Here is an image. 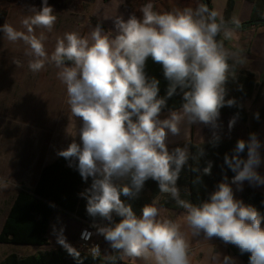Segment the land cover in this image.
<instances>
[{"label":"clouds","instance_id":"clouds-1","mask_svg":"<svg viewBox=\"0 0 264 264\" xmlns=\"http://www.w3.org/2000/svg\"><path fill=\"white\" fill-rule=\"evenodd\" d=\"M30 11L33 15L21 21L26 31L4 23L0 32L9 42L22 41L27 46L31 72L38 73L46 65L58 70L56 76L66 90L69 120L78 118L81 124L74 131L68 126L66 132L73 137L72 142L57 155L67 160L69 167L74 166L83 181L91 178L80 196L86 200L92 226L113 252L133 264H191L190 233L207 241L219 238L236 246L241 254L248 253L249 264H264V217L236 199L231 186L242 190L245 181L264 185V176L257 171L262 163V145L256 133L248 140H238L231 155L225 154L224 164L234 176L229 183L225 175L207 200L194 203L182 198L177 186L185 166L197 174L196 184L202 175L211 174V162L200 167L205 149L199 146L195 153L190 151L189 134L192 125L203 124L213 129V146L221 139L215 131L220 110L236 104L235 99H225V85L245 63L243 50H233L225 43L236 37L239 19L226 21L202 2L195 8L159 12L148 0L139 8L140 17L132 14L125 20L117 16L114 32H105L100 24L87 36L66 32L56 38L49 54L44 44L47 37L43 31L36 35L35 30L51 32L57 16L48 0H42L40 10L32 7ZM149 58L162 66L168 81L165 96L159 95V80L145 72ZM176 94L182 95L181 107L161 119L167 100ZM255 118L259 119V113ZM235 123L236 117L230 119L229 130ZM182 130L185 145L170 151L169 134L179 136ZM245 152L246 157L241 155ZM149 179L158 183L160 195L137 215L129 201L139 197ZM8 186L9 181L0 179V189ZM161 197L170 198L184 210L183 223L161 216ZM114 215L119 222L113 221ZM53 233L59 245L79 258L63 227L53 226ZM91 235L85 231L82 238L87 240ZM89 252L94 258L101 255L99 245H93ZM211 260L236 264L233 257L218 252Z\"/></svg>","mask_w":264,"mask_h":264},{"label":"crops","instance_id":"crops-1","mask_svg":"<svg viewBox=\"0 0 264 264\" xmlns=\"http://www.w3.org/2000/svg\"><path fill=\"white\" fill-rule=\"evenodd\" d=\"M84 1L85 10L89 12L88 18L83 21V23L77 25L74 23V26L72 25L73 30L74 27H76L75 32L79 33L81 36H87L97 24H100L105 32H114L113 21L117 16H122L127 20L132 14H135L137 17L142 15L139 12L140 7L134 8L131 5V0ZM196 1L197 0H193V3H154V10L164 12L174 8L182 9L189 6L195 8L198 4ZM227 1L230 5L229 17L231 19L235 12V4L234 0ZM242 1V7L237 11L236 15V18H238L240 22L249 19L253 8V2L250 0ZM226 6L227 2L223 9L222 16L224 15ZM73 30L67 32H73ZM247 31L252 32V35L249 41V48H245L243 55L245 56V62L251 60L257 64V70L244 63L237 71H249L254 77H259L264 66V25H257L244 31L237 30V33ZM238 40L243 42L246 41L244 38L243 40L241 38ZM5 41V50L0 52V179L9 181V186L5 189H0V203L6 205V212L0 222V229L17 193L21 190L31 192L38 181L42 167L59 157L57 152L66 148L68 144L72 142L73 137L69 136L66 132L68 126L70 131H74L75 126L78 129L81 124L78 118L75 121L69 120V108L66 103L65 86L58 80L56 76L58 70L54 65H46L44 70L33 73L28 69L29 60L27 61L24 58L25 46L24 44L22 46L23 42L17 41L12 43L7 39H5ZM234 42L235 38L231 42L225 43L227 47L235 50V46L233 45ZM54 47L55 44L52 51ZM155 70H158V74L160 73L164 76L162 66L149 58L145 66L147 76L149 77L148 73L151 74ZM180 99H182V95L176 94L171 101L178 102ZM168 101H170V99H168ZM173 107L176 108L163 110L160 118H166L170 110H178L181 105L175 104ZM258 108L249 112L245 107L249 116L256 112ZM233 117L234 116L229 114H220L217 121L219 128L215 131L219 134L221 139H246L248 136L249 119L243 121L236 118L235 125L229 130L228 124ZM212 135L213 129L210 126H205L203 124L192 125L189 134V148L191 144L210 142ZM256 135L262 145L260 149L262 163L257 168V171L261 176H264V120L260 123ZM75 139L79 142L78 135ZM167 143L170 151L177 146L183 147L186 143L183 130L179 136H172L169 134ZM244 157H246V153ZM188 180L189 168L185 166L177 182V186L181 191V196L185 199H187L190 193ZM90 184L91 178L87 182L84 181L80 193L84 192ZM231 186L233 188L234 197L238 200H241V193L246 187H251L264 193V185L253 186L247 181L243 183L242 190H238L235 184ZM158 195H160L158 183L149 179L145 182L139 197L129 202L132 204L136 214L140 215L141 208L145 204H150ZM158 206L161 208V216L183 223L182 214L184 210L179 208L170 198L161 197ZM119 219V217L113 216L114 222H119ZM100 222L107 223V221ZM84 223H87L91 227L93 237L99 243L101 258L107 259L109 257H115L114 260L119 261V264H133L129 258L121 257L119 253H114L104 237L97 234L96 228L92 226V218L86 213V200L80 195L74 212H67L57 207L52 210L45 234L47 238L46 244H15L23 245L24 247L19 250V252L10 253L17 254L25 251L26 253L20 254V256H27L49 250H65L64 247L56 242L53 226H55L56 229L63 227L67 242L73 248L78 249V233ZM261 227H264V223H261ZM185 231H187V229H185ZM188 238L190 241L189 258L191 264H219V261L214 262L211 260V256L216 252L220 253L221 256L230 255L233 258L236 256L230 249L232 245L225 244L219 238H213L207 241L203 239L202 235L193 238L190 233ZM10 253L8 252L6 256ZM236 257L238 258H234L236 264H245L238 256ZM136 264H141V262L137 261Z\"/></svg>","mask_w":264,"mask_h":264},{"label":"trees","instance_id":"trees-1","mask_svg":"<svg viewBox=\"0 0 264 264\" xmlns=\"http://www.w3.org/2000/svg\"><path fill=\"white\" fill-rule=\"evenodd\" d=\"M203 3H205L204 0ZM253 2V8L249 19L240 22L239 31L247 30L257 25H264V0H250ZM206 4V3H205ZM210 8V4L208 5ZM230 5L224 12V19L230 21L229 17ZM6 13L0 12V25H3ZM263 19L262 22L259 20ZM219 39V38H218ZM231 63V61H230ZM149 78L155 77L159 80L160 96H165L168 81L158 70L148 73ZM225 99H235L236 104L232 107L225 105L220 110V114H229L243 121L249 119L248 136L244 140H248L251 133H256L260 123L264 120V66L256 80L254 75L249 71H236V77L229 78L225 85ZM253 96V101L262 100L258 110L249 116L243 101ZM167 100V107L164 110L176 108L173 105H182V99L178 102ZM259 113V119L255 118V114ZM249 116V118H248ZM240 139H220L216 146L212 143L191 144L190 151L195 153L196 147L202 146L205 149V155L200 160L201 169L207 166L208 162L212 163L211 174L202 175L201 182L193 183L196 173L189 169V190L187 199H191L194 203H200L209 198V194L216 190L225 175L228 177L229 183L234 173L224 164L225 154L231 155L237 141ZM246 153V152H245ZM245 153L241 155L244 156ZM193 162L190 160L189 164ZM83 179L76 168L69 167V162L62 157H57L52 162L44 165L40 171L38 181L35 187L28 191H19L15 196L10 210L0 229V243L10 244H31L44 245L47 243L45 236L49 216L52 210L57 207L67 212H74L77 206L79 195L83 186ZM241 201L245 205L254 207L262 217H264V193L257 191L251 187L243 189ZM54 205V206H53ZM264 223V220H262ZM232 253L238 256L245 264H249V254H241L239 249L230 246ZM80 256L75 258L66 250L56 249L37 254L19 256L16 253L8 254L0 264H113L119 263L114 259H103L93 257L91 254L76 249Z\"/></svg>","mask_w":264,"mask_h":264},{"label":"rangeland","instance_id":"rangeland-1","mask_svg":"<svg viewBox=\"0 0 264 264\" xmlns=\"http://www.w3.org/2000/svg\"><path fill=\"white\" fill-rule=\"evenodd\" d=\"M147 2L148 0H131V5L134 8H137L138 6L140 7L141 5ZM152 2L156 4H169L175 2L193 3V0H152ZM196 2L203 3V1L201 0H197ZM226 2L227 0H208V5L210 4L212 9L217 10L222 15ZM242 3V0H234L235 12L232 17H236L237 11H239V9L242 7ZM48 5L53 8L54 14L57 16L54 28L51 32H47L44 29L37 28L35 32L36 35H39L42 31L44 32L45 36L47 37L44 42L45 48L46 51L50 54L54 44L56 43L57 36L62 37L67 31L73 30L74 23H76L75 25L83 23V21L88 18L89 12L85 10L84 0H48ZM32 7H35L37 10H40V8L42 7V0H0V12L6 13L3 23L11 24L15 29L19 31H26V29L22 26L21 21L25 17L33 15V12L30 11ZM75 30L76 27H74L73 32H75ZM251 35L252 32L250 31L237 33L235 37V42L233 44L235 46V49L239 48L245 51L246 47L249 48V41ZM239 38H241L242 40L244 38L246 39V41H240L238 40ZM5 39L6 38L3 37V33L0 32V52L5 50ZM23 44L24 43H22V46ZM24 46L26 52L27 46L25 44ZM24 58L28 61L31 57L25 55ZM245 63L250 65L253 69L257 70V64H255L253 61L250 60L249 62L246 61ZM254 78L257 80L258 76H255ZM260 103H262V100L254 102L253 96L243 101L244 106L249 112L254 109H257ZM5 212L6 205L4 203H0V222L5 216ZM23 247V245L0 243V262L3 261L8 252H19V250H21ZM24 253L26 252L23 251L17 254L20 256V254ZM234 258L237 257L235 256Z\"/></svg>","mask_w":264,"mask_h":264},{"label":"built area","instance_id":"built-area-1","mask_svg":"<svg viewBox=\"0 0 264 264\" xmlns=\"http://www.w3.org/2000/svg\"><path fill=\"white\" fill-rule=\"evenodd\" d=\"M85 231L92 233V229L87 223L83 224L82 228L80 229V231L78 233L77 248L79 250H81L82 252L90 254L89 249L93 245H99V243L96 239H94L93 233H92L90 239H87V240L83 239L82 236L85 233ZM113 264H119V263H113Z\"/></svg>","mask_w":264,"mask_h":264},{"label":"water","instance_id":"water-1","mask_svg":"<svg viewBox=\"0 0 264 264\" xmlns=\"http://www.w3.org/2000/svg\"><path fill=\"white\" fill-rule=\"evenodd\" d=\"M205 1V3L208 5V0H204ZM260 22H262L263 21V19H261V20H259Z\"/></svg>","mask_w":264,"mask_h":264}]
</instances>
